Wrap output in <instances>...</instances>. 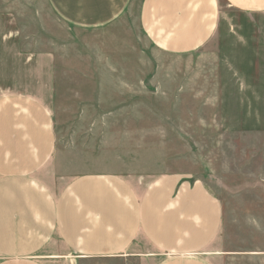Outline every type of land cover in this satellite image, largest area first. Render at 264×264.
I'll use <instances>...</instances> for the list:
<instances>
[{
    "label": "rangeland",
    "instance_id": "1",
    "mask_svg": "<svg viewBox=\"0 0 264 264\" xmlns=\"http://www.w3.org/2000/svg\"><path fill=\"white\" fill-rule=\"evenodd\" d=\"M217 4L212 41L172 57L146 41L135 10L78 29L44 0H0V71L10 79L26 65L23 73L46 79L52 67L46 99L57 174L200 181L222 206L213 263L264 264V13ZM5 60L15 67L4 70ZM78 261L52 264H143Z\"/></svg>",
    "mask_w": 264,
    "mask_h": 264
},
{
    "label": "crops",
    "instance_id": "2",
    "mask_svg": "<svg viewBox=\"0 0 264 264\" xmlns=\"http://www.w3.org/2000/svg\"><path fill=\"white\" fill-rule=\"evenodd\" d=\"M44 1L78 29L106 27L135 10L146 41L172 57L204 49L219 24L217 0ZM222 1L238 13H264V0ZM6 60L4 70L15 67ZM22 66L10 79L0 71V81L8 79L0 86V264H52L68 255L78 262L215 264L209 251L222 206L202 182L180 174L144 185L108 173H56L46 99L52 67L38 79Z\"/></svg>",
    "mask_w": 264,
    "mask_h": 264
}]
</instances>
